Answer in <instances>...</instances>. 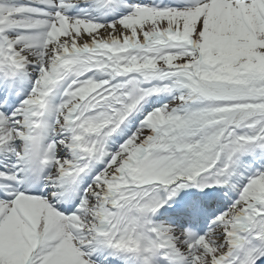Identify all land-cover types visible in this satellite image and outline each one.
Segmentation results:
<instances>
[{
    "label": "snow or ice",
    "instance_id": "6c2138e0",
    "mask_svg": "<svg viewBox=\"0 0 264 264\" xmlns=\"http://www.w3.org/2000/svg\"><path fill=\"white\" fill-rule=\"evenodd\" d=\"M0 264H264V0H0Z\"/></svg>",
    "mask_w": 264,
    "mask_h": 264
}]
</instances>
